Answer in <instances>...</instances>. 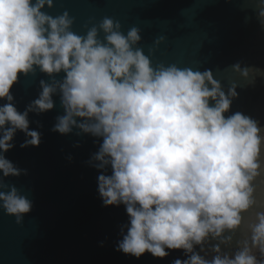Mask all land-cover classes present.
Listing matches in <instances>:
<instances>
[{"label": "clouds", "instance_id": "obj_1", "mask_svg": "<svg viewBox=\"0 0 264 264\" xmlns=\"http://www.w3.org/2000/svg\"><path fill=\"white\" fill-rule=\"evenodd\" d=\"M46 7L53 0H0V210L17 224L32 211L3 183L27 175L5 154L18 132L21 149L40 146L29 113L51 111L56 95L63 114L50 131L99 141L85 162L98 172L97 196L125 210L114 251L161 260L181 252L171 264H264V125L230 113L236 85L225 91L208 69L153 66L135 27L124 34L105 17L78 35L67 11L53 17ZM257 8L264 29V0ZM231 69L244 79L252 72L239 62ZM37 70L49 79L20 111L12 89Z\"/></svg>", "mask_w": 264, "mask_h": 264}, {"label": "water", "instance_id": "obj_2", "mask_svg": "<svg viewBox=\"0 0 264 264\" xmlns=\"http://www.w3.org/2000/svg\"><path fill=\"white\" fill-rule=\"evenodd\" d=\"M44 11L53 17L67 11L74 18L71 30L78 35L105 17L119 22L124 34L137 28L141 36L137 47L153 66L211 70L225 91L236 85L238 97L230 113L241 111L264 125V74L260 71L264 70V29L256 18L257 0H53V7ZM161 37L162 42L155 43ZM237 62L252 68L247 79L232 71L231 65ZM41 79L49 77L37 70L14 85L18 110L36 98ZM53 101L51 111L29 113L30 129L42 133L40 146L21 149L24 135L18 132L15 147L5 154L27 169V175L8 177L3 183L15 185L33 201V208L19 224L0 210V264H171L183 258L179 251L162 260L147 253L136 259L114 251L127 216L123 206L102 207L97 196L98 172L85 162L97 151L99 141L76 135L75 129L63 136L50 131L55 118L63 114L59 97L54 95ZM222 250H234V245Z\"/></svg>", "mask_w": 264, "mask_h": 264}]
</instances>
